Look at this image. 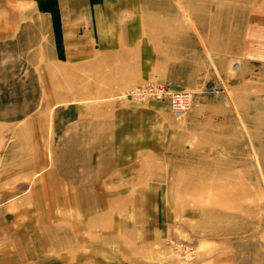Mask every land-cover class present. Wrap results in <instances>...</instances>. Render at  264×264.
I'll return each mask as SVG.
<instances>
[{
  "label": "rangeland",
  "instance_id": "obj_1",
  "mask_svg": "<svg viewBox=\"0 0 264 264\" xmlns=\"http://www.w3.org/2000/svg\"><path fill=\"white\" fill-rule=\"evenodd\" d=\"M164 2L197 19L188 85L166 84L190 106L171 115L165 98L115 101L130 112L116 118L132 128L120 136L149 150L101 180L103 195L44 197L71 142L44 103L0 118V264H264V0ZM79 136L88 148L116 137Z\"/></svg>",
  "mask_w": 264,
  "mask_h": 264
},
{
  "label": "crops",
  "instance_id": "obj_2",
  "mask_svg": "<svg viewBox=\"0 0 264 264\" xmlns=\"http://www.w3.org/2000/svg\"><path fill=\"white\" fill-rule=\"evenodd\" d=\"M163 5L164 0H0V118H27L44 103L53 131L69 135L61 144L71 139L67 164L57 165L59 182L45 198L96 199L103 195L101 180L137 161L143 147L149 150L144 141L120 136L132 128L117 125L116 118L130 112L118 113L115 101L126 102L119 98L149 78L174 89L187 86L199 46L189 24L196 17L164 12ZM91 133L116 137L102 148L100 142L88 148L79 135Z\"/></svg>",
  "mask_w": 264,
  "mask_h": 264
},
{
  "label": "built area",
  "instance_id": "obj_3",
  "mask_svg": "<svg viewBox=\"0 0 264 264\" xmlns=\"http://www.w3.org/2000/svg\"><path fill=\"white\" fill-rule=\"evenodd\" d=\"M123 96L136 98L137 100L165 98L171 115H177L187 110L191 100V96L187 91L169 89L165 83L156 78L143 81L140 85L127 90Z\"/></svg>",
  "mask_w": 264,
  "mask_h": 264
}]
</instances>
